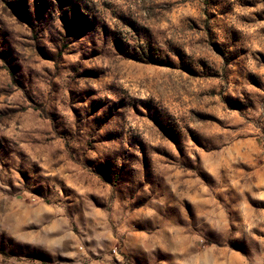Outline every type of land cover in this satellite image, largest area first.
Here are the masks:
<instances>
[{
  "label": "rangeland",
  "instance_id": "1",
  "mask_svg": "<svg viewBox=\"0 0 264 264\" xmlns=\"http://www.w3.org/2000/svg\"><path fill=\"white\" fill-rule=\"evenodd\" d=\"M0 264H264V0H0Z\"/></svg>",
  "mask_w": 264,
  "mask_h": 264
}]
</instances>
